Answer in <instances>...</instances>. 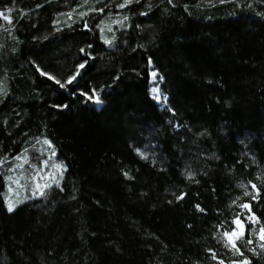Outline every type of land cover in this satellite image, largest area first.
I'll return each mask as SVG.
<instances>
[{"label": "trees", "instance_id": "obj_1", "mask_svg": "<svg viewBox=\"0 0 264 264\" xmlns=\"http://www.w3.org/2000/svg\"><path fill=\"white\" fill-rule=\"evenodd\" d=\"M119 2L81 18L109 0H16L15 27L0 28V156L9 157L0 166V264H218L208 249L227 264L239 257L213 233L245 211L238 205L250 198L237 185L249 180L261 188L251 207L264 224V0L113 6ZM148 4V15H139ZM124 16L125 28L113 23ZM89 43L79 84L103 90L97 106L54 90L33 64L66 78ZM149 57L164 77L162 108L149 93ZM57 103L69 106L58 110ZM45 137L56 150L49 167L57 158L67 168L64 191L47 189L10 213L4 170L13 165L7 174L21 183L33 179L49 157ZM186 169L194 180L185 179ZM173 192L186 195L176 201ZM245 255L264 264V255Z\"/></svg>", "mask_w": 264, "mask_h": 264}, {"label": "snow or ice", "instance_id": "obj_2", "mask_svg": "<svg viewBox=\"0 0 264 264\" xmlns=\"http://www.w3.org/2000/svg\"><path fill=\"white\" fill-rule=\"evenodd\" d=\"M97 3L100 2V0H96ZM142 0H121V2L113 5L114 7L118 9H125L129 8L132 4L140 5ZM164 0H161V3H163ZM221 3H224L225 0H220ZM88 3V0H85V4ZM167 3L170 5H173V0H167ZM111 4V0H109V4H105L103 7H93L89 8L88 12H80L79 16L81 18L87 16L89 12H96L98 14H104L105 9L109 7ZM16 5V0H11V6L9 4H5L2 8H0V28H3L5 24L12 26V28L15 27L14 24V18H13V11L16 10L13 6ZM247 6V5H244ZM37 7H40V5H37ZM151 5H147V11H140L138 14L142 16H147L148 12L151 10ZM21 17L25 16L27 13L23 9H19ZM61 15H68L69 18H71V13L63 14ZM129 19L128 16H124L122 20H116L113 21L114 24L119 25L121 28H125L124 21H127ZM54 23H59V21H55ZM96 27L99 29L100 25L97 24ZM137 28L140 27V25H136ZM83 28L85 30H91L88 22L85 20L83 22ZM109 32H112L113 29L111 27H108L107 29ZM5 31H11V29L6 28ZM103 29H100L101 32V39L103 42L108 45L109 47L113 46L112 40L106 39L103 35ZM33 39H37L36 37H33ZM46 40L47 37H44ZM113 39L115 37L113 36ZM93 45L91 43L87 44L86 47H81L79 49V52L82 55L81 62L77 63L75 65V71H73L71 74H69L66 78H59L56 75L46 71L42 67H40L38 64H34V68L36 73L39 77L43 78L45 81L51 82L53 89L55 90L56 87H58L60 90L66 91L69 95L73 96L74 98L78 99L81 103L87 104L92 103L94 105H102L104 103L103 99V90L97 89L95 87H82L79 84L80 78L84 75V72L82 70L86 69L88 64V58L91 57V53L86 51V48H92ZM152 60L149 57L148 58V66H149V78H150V84L152 85L150 87V93L152 94L153 99L160 103L161 101L167 102L168 97L166 95H163L161 92V89L159 87V81H162L164 77L162 75H158V72L156 70H153L152 67ZM115 79H119V77H115ZM0 92H3V89L0 88ZM67 103H57L53 104L52 107L62 110L68 108ZM167 111L171 112L173 116H175V110L171 107L167 108ZM7 123V121H5ZM173 127L179 131L180 125L179 123L173 125ZM206 133L202 132L200 135H205ZM43 144L46 145L50 149V155L46 159H42L39 162V165L36 168V183H35V190L33 191V198H35L37 195L41 198L45 197L47 195L46 190L51 189L53 187L59 189V191H64V185L62 184V180L64 178V172L67 171L66 166L63 163H53L51 165V169H54L55 171H51L49 169V162L52 157L56 156V150L54 145L52 144V141L49 140L47 137L43 139ZM136 154L140 157L142 160H148L149 159V153L146 151H142L140 148H135ZM9 157L6 156H0V166L7 163ZM13 159L16 160H23L24 163H28V160L25 157H22L20 155H17ZM218 159V157H217ZM153 164H155V161H152ZM20 169H23L24 164L21 163L17 165ZM9 171H13V169L9 168ZM122 174L127 179H134V177L130 176L129 171L122 170ZM184 177L186 180H194L196 173L191 170H185L184 171ZM44 175H47L49 179L52 180V183L45 182L43 185H41L38 181L40 179L44 178ZM5 180H12L11 176L4 177ZM259 179V177L257 178ZM15 183H19V181H14ZM198 182V181H197ZM249 186L250 189L249 190ZM237 187L243 189V197H249V200H245L243 203H240L238 207L242 210H245L244 212H237L234 213L231 220H221L215 227L216 232L213 233V237L217 238L218 234V240L222 244V246L227 250L228 253H231L232 256L239 257V259H229L227 264H252V260L249 258V256L245 255V252L251 253L253 256H260L264 255V224L261 223V220L258 216L255 215V213L252 211L251 207V201L257 200L260 196L261 188L257 186L256 183H254L252 180H249L247 182V185L244 183H240L237 185ZM214 191V190H213ZM143 195V193L141 194ZM173 196H175L176 201H180L184 198L186 193H181L180 195H176L175 192L172 193ZM73 199L75 197H72ZM241 197H237L235 200L232 201V204H237V201L240 200ZM168 203H172L171 200L168 201ZM15 208V205L11 202L7 203V211L13 212ZM195 208L199 212H205V209L202 208L199 204L195 205ZM257 225H260L259 228H257ZM191 227V225H189ZM256 245V246H253ZM259 249V251L257 250ZM208 251L211 253V258L218 262V264H225V260L221 257H218L216 252L213 249H208Z\"/></svg>", "mask_w": 264, "mask_h": 264}, {"label": "rangeland", "instance_id": "obj_3", "mask_svg": "<svg viewBox=\"0 0 264 264\" xmlns=\"http://www.w3.org/2000/svg\"><path fill=\"white\" fill-rule=\"evenodd\" d=\"M151 86L152 85L150 84V78H149V91H150ZM150 95L152 97L151 93H150ZM158 104L161 107H163L165 105V102L161 101ZM49 155H50V153H49ZM53 163H60V161L57 158H53L50 165H52ZM12 167H13V165H10V166L5 168L6 170H4L5 177L12 176V180H10V181L5 180V188L3 191V201H4V205H5L6 210H7V203L8 202L13 203L15 205V208H16L17 206L21 205L22 203L32 199L33 198V191L35 190V183L37 182L35 179L36 173H33L31 175L33 177V179L29 180L30 177L28 176L27 179L25 181H22V183H21L19 181V176L15 178L12 174H7V172H10L9 168H12ZM49 169L53 172L55 171L54 169H51V166L49 167ZM14 181H19V183H15ZM38 182L41 185H43L45 182L51 184L52 180L49 179L47 175H44V178L40 179ZM36 197H38V195Z\"/></svg>", "mask_w": 264, "mask_h": 264}]
</instances>
